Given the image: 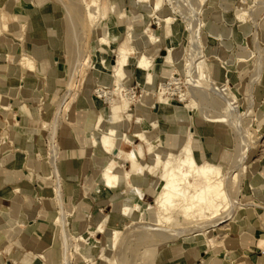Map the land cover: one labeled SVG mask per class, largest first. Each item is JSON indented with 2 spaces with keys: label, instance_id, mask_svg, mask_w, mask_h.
<instances>
[{
  "label": "rangeland",
  "instance_id": "1",
  "mask_svg": "<svg viewBox=\"0 0 264 264\" xmlns=\"http://www.w3.org/2000/svg\"><path fill=\"white\" fill-rule=\"evenodd\" d=\"M65 1L66 0H0V7H3L2 9L14 15L15 13L11 9L12 6H17V8H21V6L33 7V5L31 4L36 3V8H39L43 12L52 14L56 17V21L54 20L48 23L49 26L56 25V38H48L58 39L59 41L58 48L56 49V51H52L51 54L56 55V58H51L49 56L48 60L44 64L45 72H39V74L38 72H36L35 74L40 81V88H38V90L40 89V92L38 94L31 93L30 95H23V97L21 98L19 97L18 99H16V101H18V103L16 104L17 109L10 108L6 111L0 112L3 118L5 119L4 124L0 127V143H4L2 145H12V137L15 134V129L22 130L23 132L27 130L36 132V137L40 139V151L38 152L39 154H37V156L33 153L27 155V160L22 165V167H20V170L18 169L16 171L17 173H15L14 175L16 179H22L24 181H28L30 184L44 187L47 192H49L48 190H52L54 192L55 176L53 174L54 169L52 173V167H56L55 163L58 152L59 131H62L63 129L65 130L66 128L69 130L73 129L76 131V125L71 124L68 118H72L75 115L73 106H75L76 103L79 104L81 101L83 102L84 98L89 101V98L91 97L93 102L96 104L98 112L100 110V112L108 113L111 109L112 104L111 101L105 98V95H99L96 91L97 87L103 88L104 90H108L112 86V81L111 79H109L110 76L108 74V71H106L107 73L105 76H103V78L101 76L102 74L97 73L95 69L92 68V64H94L96 60L95 55L89 54L91 40L96 38V35L92 30V26L89 25V23L85 21L84 18H80L79 20L74 16V18L72 17V25H70L71 12L66 6ZM108 1L111 2L114 0H101V3L108 4ZM226 1L229 7L228 11L225 12V20H229L228 22L232 24L233 32L236 33L239 31L236 27L238 22L234 18V13L236 12L235 4L237 0ZM247 1L249 2V0ZM25 2H30L31 4L28 3L25 6ZM188 5H190L192 10H190V7ZM157 6V15H172L176 17L177 20L172 25L173 29H169L170 25L166 27L162 26L161 28H159L157 19L154 16H151L152 10L155 9ZM117 8H123L127 12L126 20L117 18V13L115 12L111 13V16L115 20L116 30L118 33L116 40H118L119 42L122 41V38L125 37L126 31L128 29L133 30L134 26L149 25L151 28L155 29L157 34L160 35L161 42L158 43V45L150 44L146 46L145 49V51L150 54V57L153 58V62L156 68V71L154 72L155 74H157L153 90L154 100L157 97L155 94L157 89L159 88V81L163 80V78L160 77L161 74L158 71L160 66H162L163 64L162 60L160 59V55L165 53H163L162 51L163 48H166L168 44L172 45V52L175 57H179V55L181 54L180 52L184 51L183 58L180 59L177 67L178 73L175 74V78H177V80H173V82H177V84L175 85L174 83H171L169 85L172 88L178 87L176 91H174V94L171 95L172 101L176 102L178 105L181 106L182 104H185L186 101H176V98L178 97V92L182 91L187 94L193 92V99L195 100V102L196 100L201 101L203 106H206V112L208 114V117H204L199 110L194 108L192 111V115L189 117L188 121L183 125L182 131L188 126L192 127L193 131H195L196 134L194 136L193 141L196 156L201 159H210L215 162H220L222 164V168L220 171L222 177H227L232 173L237 174L232 180V190L234 189V187H236L237 190L240 188V192H236L234 200L238 204H244L242 209H236V211L234 212V217L231 220L222 224V226L224 227L219 226L211 232V235L216 234L218 239L221 236L224 237V235L229 232V228L233 226V224L240 218V216L244 215L245 210L252 211L253 209H255L258 214H261L262 209L257 208V206L255 205L264 206L254 197L253 193L249 188V185H251L250 183L252 180V174H264V7H262V9L260 7V9H257L258 12L256 11L258 15H256L258 17L257 25L251 22L248 13H246V22L244 24L245 26H247L248 33L246 38L243 37V35H239L237 38L235 36L232 37L231 35H227L225 37V41L229 45H231L229 49L222 45L218 41V39H212L209 36L208 31L203 28V25L205 24L218 26L221 31L229 28V26H226L225 24H222L218 21H215L214 23V21H212L210 17L211 12L213 10H222L220 0H214L212 1V3H210L208 0L207 2L206 0L204 2H199L198 0H150L148 2L146 11H143V9L137 6V0H119L117 2ZM181 13L183 16H181ZM183 17L187 18L185 19ZM16 18L18 19L17 16ZM74 21L76 22L74 23ZM78 24L79 26H77ZM30 27V25H28V27L26 25L25 29L30 32L32 30ZM9 28V34L4 33L0 36V68L5 65L15 66L13 59L15 58V56H17V54H13L14 52L12 49L8 50L6 44H11L14 46L15 44L17 45V43H19L16 39L18 32H21V29L18 25V20L12 21L9 25ZM82 28L84 29V31ZM78 30L83 32L79 33ZM72 31L78 32L79 35L77 33L78 36L75 35L76 37H73ZM255 32L259 33V38L256 39V41L252 39ZM24 39H26V36ZM244 40H246V43H248V46L250 47L249 49H251L252 53L246 59H239L237 57L238 52H243L245 54L250 53L248 51L249 49H241V47L238 46V41L241 42ZM138 46H141L140 43H138ZM190 51L193 55H198L200 56V58L201 56L204 57V62L210 66L211 79L213 78V80H215V84L219 85L223 80L229 79V84L231 88L236 91L235 95L233 96V100L230 102V104L224 106L221 102H218L216 98L214 99L212 96H210L209 93L205 95L203 94L202 96L200 95V92L196 91L198 87L205 89L208 88L210 90V84L209 82L205 81L202 83H197V81H195V76H193L191 72L188 71V65H190ZM71 52L73 56L71 55ZM217 53L223 58L233 59V61H231L227 65H224L221 63V60L217 59L214 56ZM4 54H8V56L5 58L3 57ZM206 55L207 58H205ZM110 58H114V55H111ZM256 58H259L258 64H260L261 66L260 74H257L254 70ZM53 61L57 62V67L59 70L58 74L56 75V82L53 84V90L47 93L45 90L48 86V84H46V79L48 77L46 75V68H48L49 65H52ZM70 61L73 63L78 61V63L81 64L78 73H76L74 77L71 76L70 81H72V89L67 100V110L63 119L61 115H56V103L66 92V82L69 79L68 66L71 63ZM37 67L38 65L36 64L35 71H37ZM135 73L136 70L134 68V64L131 63L128 72L129 82L127 83L126 87H130L129 89L131 94H134L132 100L136 99V97L139 96L141 92V87L139 86V82L137 81ZM92 77L94 78V82L92 81ZM168 80L170 79H165V81ZM192 83H194V85L192 88H190V85ZM0 89L3 94L4 92H6L4 80H2L1 82ZM208 89L207 92H209ZM109 96L110 95L108 94L107 97ZM9 97L10 99H7V97L6 99L2 98V102H11L14 96ZM117 101H119V99H117ZM26 108L30 111L31 116L26 114ZM133 108H135L134 100L131 102V109ZM181 112L182 111H179L177 114L182 115ZM248 118L251 119L249 121L250 123L248 122ZM133 121L127 128L121 127V129H119L120 133L125 132L127 135L131 136L134 127ZM237 124L240 125V127L243 129V132H245V127L246 133H251L247 134V136L245 135L244 137H241V139L238 138L236 136L237 134L235 130V127L238 126ZM163 128V130L165 131L168 127L164 126ZM179 136L183 137V132H180ZM132 139L135 143H142L136 138ZM195 139H197V141H195ZM160 140H163V136H160ZM242 141H250V143L246 144V148L242 149ZM141 145L145 147L143 143ZM121 146L126 151L131 149L130 145L124 142H121ZM176 149V147H170L169 150L175 151ZM52 151H54V160L51 161ZM197 153L203 154L202 157L198 156ZM237 155L240 156V159H243L242 163L246 165L245 168H235L233 160ZM93 156L94 158H96L94 160V165L98 167V171H95L92 174V177L101 185L100 181H98V174L99 166L102 162V157L95 155ZM148 157L149 155L146 153L143 159L144 163L149 164ZM38 161L44 163L47 166V171L38 170ZM120 161L124 162L125 160H123L122 158ZM124 163L125 168L129 169V164L126 162ZM58 174L61 182L60 192L62 196V194H64L62 180L63 178L59 172ZM157 175L158 173H155L154 176H151L149 174L151 181H154ZM149 185L153 187L151 183H149ZM101 189L103 190L102 186ZM3 190L4 191L0 193V196L4 195L5 198H3L6 200V203L4 205L1 203V206L6 207L5 210L7 212L14 213V207L12 203L14 202V199L20 194H18L19 192H14L16 193V195H14V193L12 194V191H15V189H13L12 187H7V189L4 188ZM141 192L142 195H139V197L135 199L139 201V198H141L140 202L142 204L151 203L153 200L152 198L153 194L155 193V189L151 188V193L146 192V195L143 199V190ZM52 196L54 197L52 201H54L57 206L55 209L56 212L54 213V216H59L61 212L65 215V223L67 222L66 229L68 232V236L70 237V247L68 248L66 252V257L64 258L65 251L64 245H62L64 240L62 227L59 223L55 222L56 232L58 233L57 242L59 243V246L63 251V259L62 263L60 264H69V261L70 264H112L111 262L115 257L118 258L119 264H163V262L161 261V256L164 254V251L169 248L170 245L180 243L182 241H192L197 243L198 245H201V237H181L174 240H169L162 245L159 244L160 239L155 237L152 238L150 237L151 235L148 238L144 237L145 240L143 242L135 240L138 237V232L137 234H135L136 229L133 228L134 226H129L123 229L124 225L130 222V219L126 216L119 214L115 210L114 206H111V200L113 198L124 197V195L121 193L113 194L110 199H107V201L102 202L103 204L99 206V209H101V211H99L98 209V211H96L97 214H91L90 218L88 219L87 214L84 215L85 219L87 220V222L85 220L86 226L84 227L83 231L80 230L78 232H75L74 230H70L69 220L75 216L77 211L81 213V209L84 210L86 208V205L75 204V201L77 200L76 198L78 196L74 195L75 199H70L71 205L68 202L66 204V202L62 200V207L60 208L55 199V192L54 194H52ZM35 199L36 205H34L33 208H39L43 200L42 198L39 199L38 196H36ZM0 201L4 202V200ZM19 205L18 207H20V211L18 210V212H21L22 205ZM143 212V218L146 222L145 225L150 223L152 224L153 221L150 219L152 215H150L148 211L143 210ZM98 214L104 217L106 215L108 216V221L104 220L106 224L105 228L107 231L111 227L123 229V233L118 239L119 250L109 252L108 255L106 253V250H108L110 243L109 235L107 234V232H96L94 235L95 237L89 235V238L86 242H78L74 239V237L78 234H82L83 232L85 234L87 230H93L91 225L96 220ZM38 215L40 216V213H38ZM100 219L101 217H99L97 220ZM132 231H135L133 234L134 236H132V233L130 234V232ZM60 232L61 238L59 239L58 236ZM151 232L152 231H150V233ZM94 238L99 241L97 243V246L92 250L93 252H87L84 256V251H81L82 248L88 247ZM123 243H126V245H128L129 243V245L125 247V244ZM222 245L223 241L216 244L210 251V253L221 249ZM27 251L35 253V255L39 258L40 263L48 264V260L50 257L46 251L44 252V250L41 249H30L26 251L23 250L16 254L17 257L15 259L18 260ZM31 252H29L30 255L35 257L34 264H39V260ZM210 253L207 256H210ZM12 258L13 257L9 256V254H7L6 252H0V264H11L13 260Z\"/></svg>",
  "mask_w": 264,
  "mask_h": 264
},
{
  "label": "bare ground",
  "instance_id": "2",
  "mask_svg": "<svg viewBox=\"0 0 264 264\" xmlns=\"http://www.w3.org/2000/svg\"><path fill=\"white\" fill-rule=\"evenodd\" d=\"M118 1L119 0L108 1V4L101 3V0L65 1L66 6L71 12L70 25H72L73 16L79 20L80 18H84L85 21L92 26V30L96 35V38L91 40L89 53L96 57L94 64H92V68L95 69L97 73L102 74V77L105 76L107 73L106 71H108L110 76L109 79L112 81V86L108 90H104L95 85L98 94L105 95V98L112 103L110 111L108 113H103L99 110L92 123L93 129L97 131V135L91 133L90 136V143L95 147L93 155L102 157V162L99 166L98 181H100L103 190L124 195L123 198H115L111 203L119 214L130 219V222L124 225L123 229L134 226L133 228L136 229L135 234L138 232V237L136 236L137 239H135V237V240L143 242L145 238L151 235L150 237L152 238L155 237L160 239L159 244L162 245L169 240L181 237H201V246L204 248V253L208 255L211 249L216 244L220 243L223 238V236H221L218 239L217 235H211V232L214 231L215 228L231 220L234 217L236 209H242L244 206V204H238L234 200L236 192H240V188L237 190L236 187H234L232 190V180L237 174L232 173L227 177H222L220 174L222 164L220 162H215L210 159H201L196 156L195 146L193 144L196 134L192 127L188 126L182 131L183 125L192 115L194 108L199 110L206 118L208 114L206 112V106H203L201 101L196 100L195 102L193 99V92L188 94L182 91L178 92L176 101H186V103L181 106L172 101L171 95L174 94V91H176L178 87L172 88L169 85L171 83L177 84V82H173V80H177L175 74L178 73L177 67L180 59L183 58L184 51L180 52L181 54L179 57H175L172 52L173 47H171L172 45L170 44H168L166 48H163L162 51L165 53L160 55L163 64L158 71L163 80L159 81V88L155 94L157 97L155 100L153 99V90L157 74L154 73L156 68L153 58L150 57V54L146 52L145 49L146 46L150 44L158 45V43L161 42L160 35L149 25L134 26L133 30L128 29L126 31V35L122 38V41L119 42L116 40L118 33L115 20L111 16V13H117V18L119 19H127V12L125 9L117 8ZM149 1L150 0H137V6L143 9V11H146ZM198 1L204 2L205 0ZM208 1L212 3L214 0ZM28 3L30 2H25L24 5L26 6ZM31 5H33V7L37 6L36 3ZM220 5H222V10H213L210 15L211 20L214 21V23L218 21L225 24L229 26V28L221 31L218 26H213L211 24H205L203 28L208 31L212 39H218L222 45L229 49L231 45L225 41V37L231 35L237 38L239 35H243V37L246 38L248 33L247 26L244 25L246 22L245 15L248 13L251 22L257 25L258 15L256 11L258 8L260 9L261 7L262 9V7H264V0H249V2L247 0L236 1L234 18L238 22L236 27L239 30L236 33L233 32L232 24L228 22L229 20H225V12L228 11L229 7L227 1L220 0ZM188 6L190 7V5ZM2 8L0 7V36L4 33L9 34L10 23L17 20L14 14ZM157 10L158 6L150 12L151 16L157 19L159 28L170 25L169 29H173L172 25L177 20L176 17L172 15L159 16L156 14ZM190 10H192L191 7ZM181 16H183L182 13ZM75 22L76 21H74V23ZM25 26L24 23L20 24L21 32L17 35L16 39L20 41L18 46L21 47V50L13 59L15 64V66H13V73L14 75L17 74L21 86L25 84L24 78H22L23 75L28 71H33L36 63L33 57L22 49L23 46H21L26 34ZM77 26H79V24ZM80 30H78L79 33L81 32ZM77 33L78 32H73V37H76L75 35H77ZM258 38L259 33L255 32L252 39L256 41ZM138 43H140L141 46H138ZM238 46L241 47V49L250 48L246 40L241 42L238 41ZM248 51L250 52L248 54L238 52L237 57L239 59L248 58L252 53L251 49ZM111 55H114V58H110ZM7 56L8 54L3 55L5 58ZM214 56L221 60V63L224 65L233 61V59L223 58L221 55H218V53ZM189 58L190 65H188V71L195 76V81H197V83L205 81L210 84V90L207 88L209 92H207V89L199 87L196 91L200 92L202 96L203 94L209 93L210 96L214 99L216 98V100L221 102L224 106L230 104L236 91L231 88L229 79L223 80L219 85L215 84V80H213V78L211 79L210 66L204 62V57L201 56V59L200 56L193 55L190 51ZM205 58H207V55ZM131 63L134 64L136 78L141 87L140 95L137 96L136 99H133L135 106V108H133L134 110L131 109V102L133 101L132 98L134 94H131L130 87H126L129 82L128 72ZM258 63L259 58H256L254 70L257 74H260L261 66ZM80 64L81 63H78V61L69 64V79L66 82V92L61 98L59 97V100L56 98L58 100L56 103V115H61L63 119L67 110V100L72 89V81H70L71 76L74 77V75L78 73ZM3 73L4 71L0 70V76ZM168 78L170 80L165 81V79ZM193 85L194 83L190 85V88H192ZM108 94L110 95L109 97H107ZM3 95L2 91H0V107L8 110L10 109V105L2 102ZM117 99H119V101H117ZM26 111L29 112L27 108ZM179 111H182V115L177 114ZM250 120L251 119L248 118V122ZM132 121L134 127L131 136L127 135L125 132L120 133L119 129H121V127L127 128ZM164 126L168 127L165 131L163 130ZM244 129L245 132H243L240 125L235 127L236 136L238 138L241 139V137L251 133H246V128L244 127ZM180 132H183V137L179 136ZM161 134L164 137L162 141L160 140ZM132 138L140 140L145 147L141 145L142 143L133 142ZM121 142L130 145L131 149L127 151L124 150L121 146ZM241 143H243L242 149H244L246 148V144L250 143V141H242ZM170 147H176L177 149L171 151L169 150ZM53 152L54 151L51 153V161L54 160ZM146 153L149 155V164L143 161ZM122 158L125 160L124 162L129 164V169L125 168V163L123 161H120ZM233 161L237 169L239 167H246V165L242 163L243 159H240L239 155L235 156ZM53 169V174L55 176V197L61 208L62 196L60 192V177L55 166ZM155 173H158V175L154 181H151L149 174L154 176ZM261 179L262 181L264 179L262 174H252L250 186L256 192L260 188L257 187ZM149 183H151L155 189L153 200L151 203L142 204L140 202L141 198H139V201L135 198L142 195L141 191ZM256 184L257 186L255 187ZM261 202L264 203V197L261 198ZM143 210L148 211L150 215H152L150 218L153 221L152 224L145 225L146 222L143 218ZM0 212L3 213L2 210H0ZM99 217L103 219L97 220ZM104 220L108 221V216L104 217L98 214L96 220L91 225L93 230H87V234H78L74 239L78 242H86L89 235L94 236L96 232H107L110 243L108 250H106L107 255L109 252L119 250L118 239L123 233V229L111 227L107 231ZM54 222L59 223L62 227L65 258L66 252L70 247V237L66 229L67 222L65 223V215L61 212L59 216L54 219ZM149 230L152 232L150 233ZM135 231L130 232V234L132 233V236H134L133 234ZM97 243L96 238H94L88 247L82 248L81 251H84V256L85 253L91 252L97 246ZM123 244H125V247L129 245V243L128 245H126V243ZM111 263L119 264L118 258L115 257ZM11 264L21 263H17L16 260L13 259Z\"/></svg>",
  "mask_w": 264,
  "mask_h": 264
},
{
  "label": "crops",
  "instance_id": "3",
  "mask_svg": "<svg viewBox=\"0 0 264 264\" xmlns=\"http://www.w3.org/2000/svg\"><path fill=\"white\" fill-rule=\"evenodd\" d=\"M36 7L21 6L20 9L17 6H12L11 8L18 17L19 27L21 23H24L27 27L28 25L31 26L32 30L30 32L26 29V39L23 40L21 46H23L22 49L33 57L38 65L37 71L34 69L23 75L22 78H24L25 84L22 86L18 81L17 74L14 75L13 73V66L5 65L0 68V70L4 71L0 76V85L2 80H4L6 86V92H4L3 98L6 99L7 97V99H10L9 96H14L12 101L10 100L11 102H4V104L10 105V108L14 109H17L16 104L18 101L16 99L19 97L21 98L23 95L27 96L31 93L38 94L40 92V89L38 90L40 88V81L35 74L36 72L38 74L39 72H45L44 64L49 56L56 58V55L51 54L52 51H56L58 48L59 41L58 39H48L50 37L56 38V25H48L50 21H56V17ZM18 42L14 46L6 44L9 45L7 46L8 50H13V54L20 53L21 47L18 46L20 41ZM58 70L56 61H53V64L46 68V75L48 76L46 84L48 86L46 85L45 90L47 93L53 90V84L56 82ZM93 77L92 81L94 82L95 77ZM73 107L75 115L72 118H68L71 124L76 125V131L67 128L65 130L63 129L64 131H59L58 152L55 165L57 171L63 178L64 194H62V200L66 204L68 202L71 205L70 199H75L74 195H76L78 197L76 198L75 204L86 205L84 210L81 209V213L77 211L75 216L69 220L70 230L78 232L80 230L83 231L86 226L85 223L87 220L84 215L87 214L88 219L91 214H97L96 211L103 204L102 202L110 199L114 193L102 190L101 185L92 177V174L98 171V167L94 165L95 158L93 156V150L95 147L90 143L91 133L97 135V131L92 127L93 119L98 112L96 104L90 97L89 101L84 98L83 102L76 103ZM1 111L6 110L0 107ZM26 114L31 116L30 111L26 112ZM4 122L5 119L0 113V127ZM161 136L163 135L161 134ZM39 142L40 139L36 137L35 131L27 130L23 132L22 130L15 129V134L12 137V145L8 146L2 145L4 144L2 142L0 143V193L4 191V188L12 187L15 189V191H12V194L14 192H19L18 194H20L12 203L14 213L7 212L5 210L6 207L1 206L6 203V200L4 199V195L0 196V200H4V202L0 201V210L3 212H0V252H6L16 260L15 258L18 252L30 249H41L44 252L46 251L50 257L48 264H60L63 259V251L57 242L58 233L56 232L54 222L56 218L54 213L56 212L55 209L57 206L52 201L54 198L52 194L54 192L52 190H48L49 192H47L42 186L30 184L28 181L22 179H16L14 175L27 160V155L33 153L37 156L39 154ZM197 155L202 157L203 154L197 153ZM38 164V170L47 171V166L44 163L38 161ZM262 175L264 177V174ZM258 185L257 188L260 187L257 190L258 193L250 185L249 188L254 197L262 203L261 198L264 197V179L263 181L261 179ZM151 188L154 189L149 184L143 188L144 195L142 199L145 197L146 192L151 193ZM36 196L43 200L39 208H33L36 205ZM55 199L58 204L56 197ZM19 204L23 206H21V212H18L20 209L18 207ZM262 204L264 205V203ZM111 206L113 207L112 203ZM257 208L262 209L261 214H258L255 209H253L254 211L243 209L245 210L244 215L240 216L233 226L229 228V232L222 238V248L213 253L209 252L210 256L204 253L203 246L192 241H182L170 245L161 256V261L163 264H264V239H262L264 237V206H257ZM38 213H40V216ZM60 236L61 232L58 236L59 239L61 238ZM97 242L99 241L97 240ZM29 252L31 251L25 252L16 262L21 264H34L35 257L30 255ZM33 254L35 255V253ZM36 258L39 260L37 256ZM39 264L43 263H40L39 260Z\"/></svg>",
  "mask_w": 264,
  "mask_h": 264
}]
</instances>
